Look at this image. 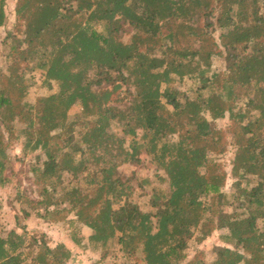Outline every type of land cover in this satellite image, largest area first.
Returning <instances> with one entry per match:
<instances>
[{
	"label": "trees",
	"instance_id": "1",
	"mask_svg": "<svg viewBox=\"0 0 264 264\" xmlns=\"http://www.w3.org/2000/svg\"><path fill=\"white\" fill-rule=\"evenodd\" d=\"M7 1L0 0L7 66L0 67V187L19 175L10 150L20 141L23 164L34 156L26 173L38 198L18 192L23 217L68 222L77 247L80 229H90L102 261L117 245L123 264H264V0H16L12 24ZM215 57L223 71L213 70ZM28 70L44 72L57 92L28 102ZM185 78L208 95L190 98L173 86ZM225 118L227 133L214 126ZM114 123L132 138L128 148ZM230 144L236 182L227 194L228 174L212 155ZM142 152L165 174L157 178L166 189L121 173L141 163ZM137 191L150 211L132 200ZM2 229L0 220V264L73 259L45 234L31 236L20 224L22 232ZM214 232H224L227 245L214 261L189 260L191 242Z\"/></svg>",
	"mask_w": 264,
	"mask_h": 264
},
{
	"label": "rangeland",
	"instance_id": "2",
	"mask_svg": "<svg viewBox=\"0 0 264 264\" xmlns=\"http://www.w3.org/2000/svg\"><path fill=\"white\" fill-rule=\"evenodd\" d=\"M15 4H16V0H8L6 4L7 14H9L10 17L9 19L10 24L14 22L13 11L15 9ZM100 30L102 29L100 28ZM133 33H134L133 29H131L127 33H124L122 36V40L125 43H130ZM5 34H6V30L4 28H0V38L5 36ZM0 48L4 52V48L1 45V43H0ZM2 63L0 62V67H2L3 65L4 70H6L7 66L5 62ZM212 68L215 71H223L225 69V63L223 59H221L220 57H215ZM27 74L28 77L32 76V78H30L32 85L28 93V97H29L27 98L28 102L35 103L37 99L42 97H47L57 92L58 86L56 83H52L51 86L45 83L44 72L39 70H28ZM173 86L179 87V90L184 94H186L187 96H189L190 98L197 97L199 93H202L204 96L208 95L207 90L200 92L199 89L201 88V84L191 78H185L182 84L175 83L173 84ZM163 88H165V86ZM180 99L182 100V97H180ZM80 111H81L80 105L74 107L70 112L71 118L74 115L78 114ZM206 117L208 118V120L211 121L209 114H207ZM214 126H216L218 130L227 133L229 132L232 123L228 118H225L215 121ZM112 131L116 135L125 138L126 148H128L132 138L124 134L123 128H121L117 123H114L112 125ZM12 146L13 147L10 150V154L12 158L16 159V161L13 160V166L15 170L19 172V175L16 176V178L14 177V179L12 180V184H9L4 188L0 187V202L3 203L4 206V210L0 214V220L3 225V229H2L3 234H7L11 230L22 232V230L19 229V224H20L21 226L27 227V230L31 236H40L45 234L47 236V241L50 245L60 244V242H67L71 245L74 254L73 259L68 264H95L96 262L100 264H109V262H116L117 264L125 263L126 259L123 256V254L120 252L121 251L120 246L117 245H115L114 248L109 249L107 253L108 259L102 261V256L104 255V253H102L100 249L95 248L93 245L89 244L88 239L92 234V231L90 229H87L88 230L87 233L84 232L86 230L85 227H82L80 229L81 230L80 235L82 236V238H84V242L83 245L77 247L76 245H74V243L71 240V229L68 225V222L66 223L59 222L52 224L35 217H31V218L23 217L22 213L20 212L21 205L18 202V198H17L18 192L23 193L24 191H28L27 195H29L30 198L38 199L37 194L35 192L30 191L31 186L29 180L30 178H32V174L26 173L27 167L29 166V163L34 156L30 155V157L26 158L23 164L22 162L23 158L21 157L22 156L21 142L17 141ZM235 153H236V148L232 144H230L227 148V151L224 154L212 155L213 159L216 160L219 164H221L224 171L227 172L228 174V180L226 182L225 187L223 188L224 192L227 194H232L235 192L236 179L231 177ZM140 160L141 163L136 165L135 164L123 165L120 168L121 173L124 176L132 179L133 176H136V179H138L136 182H139V179L142 180L143 178H149L152 181V186L166 189L168 187L167 182H161L157 178V175L165 176V174L162 171H156L154 164L151 163L146 153L142 152L140 154ZM21 169L23 171H21ZM65 180L66 183H68L71 180V176L66 175ZM147 190L149 192L150 188H148ZM132 200L135 203H138L145 212L151 210L148 203V197L141 195L140 191H137L136 195L132 196ZM234 209H235L234 206H230L226 208V211L232 213L234 212ZM41 212H43V210H41ZM236 212L244 213L242 209H238L236 210ZM67 218L69 220L74 219V215L73 214L68 215ZM258 225L262 230H264V219H259ZM222 234H224V232H216V233L214 232L211 236L207 238L206 241L200 244L196 243V241L193 240V242H191V246L189 249L188 259L191 260L196 254H203L206 263L213 262L215 259V249L218 247L227 246L222 242L221 239Z\"/></svg>",
	"mask_w": 264,
	"mask_h": 264
},
{
	"label": "crops",
	"instance_id": "3",
	"mask_svg": "<svg viewBox=\"0 0 264 264\" xmlns=\"http://www.w3.org/2000/svg\"><path fill=\"white\" fill-rule=\"evenodd\" d=\"M85 229H86V230H85L84 232L87 233V231H88L87 229H88V228L85 227ZM91 235H92V234H91ZM60 243H63V244H65L69 249H72V247H71V245H70L69 243H67V242H60ZM56 245H58V244H53V245H51V246H52V247H55Z\"/></svg>",
	"mask_w": 264,
	"mask_h": 264
}]
</instances>
